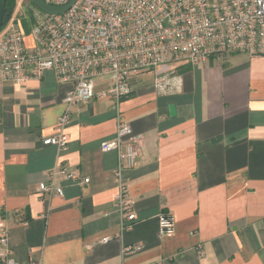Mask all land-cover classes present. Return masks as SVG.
<instances>
[{
    "label": "crops",
    "instance_id": "crops-1",
    "mask_svg": "<svg viewBox=\"0 0 264 264\" xmlns=\"http://www.w3.org/2000/svg\"><path fill=\"white\" fill-rule=\"evenodd\" d=\"M33 46L32 25L17 16ZM179 85L159 93L151 72L133 76L121 115L142 141L124 167L138 221L122 229L115 211L117 134L110 85L71 106L66 149L44 145L58 133L70 82L48 70L19 85L0 80V232L15 259L35 264H264V55L230 53L163 67ZM64 195L39 190L50 173ZM89 177V182H80ZM171 213L175 233L160 234ZM110 238L102 242L103 238ZM139 252L123 254L127 245Z\"/></svg>",
    "mask_w": 264,
    "mask_h": 264
},
{
    "label": "built area",
    "instance_id": "built-area-1",
    "mask_svg": "<svg viewBox=\"0 0 264 264\" xmlns=\"http://www.w3.org/2000/svg\"><path fill=\"white\" fill-rule=\"evenodd\" d=\"M61 6L69 0H43ZM31 34L33 46L25 44L26 32L20 21L11 18L0 32V80L19 85L40 79L50 70L59 82H70L64 101L66 111L57 122L58 133L43 140L44 145L66 149L71 106L87 103L97 94L96 80L107 76L110 85L99 93L110 97L116 111L117 134L102 144L103 151L117 152L120 164L114 197L115 211L121 214L122 229L132 227L138 216L129 192L124 167H133L142 153V141L121 115L119 104L133 92L131 78L155 74L154 86L167 93L175 77L163 67L172 62H206L211 56L245 53L264 55V0H76L63 13L34 7ZM60 173L78 179L75 171L55 169L39 190L64 195L54 182ZM84 177L80 182H89ZM160 234L175 233L173 215H158ZM110 238H103L108 242ZM140 244L127 245L123 254L139 252ZM0 264H35L11 256L5 231L0 232Z\"/></svg>",
    "mask_w": 264,
    "mask_h": 264
},
{
    "label": "rangeland",
    "instance_id": "rangeland-1",
    "mask_svg": "<svg viewBox=\"0 0 264 264\" xmlns=\"http://www.w3.org/2000/svg\"><path fill=\"white\" fill-rule=\"evenodd\" d=\"M36 5L31 0H17L15 11L11 18L17 19V16H20L19 18L25 19V24L27 26L33 25V17H34V7Z\"/></svg>",
    "mask_w": 264,
    "mask_h": 264
},
{
    "label": "water",
    "instance_id": "water-1",
    "mask_svg": "<svg viewBox=\"0 0 264 264\" xmlns=\"http://www.w3.org/2000/svg\"><path fill=\"white\" fill-rule=\"evenodd\" d=\"M36 6H38L40 9L50 12V13H63L67 9H69L73 4L76 2V0H69L66 4L61 6H52L47 3H45L43 0H31ZM4 23V4L3 0H0V27L3 26Z\"/></svg>",
    "mask_w": 264,
    "mask_h": 264
},
{
    "label": "trees",
    "instance_id": "trees-1",
    "mask_svg": "<svg viewBox=\"0 0 264 264\" xmlns=\"http://www.w3.org/2000/svg\"><path fill=\"white\" fill-rule=\"evenodd\" d=\"M17 0H3L4 4V23L3 26L0 27V32L4 29V27L8 24L10 21L16 6Z\"/></svg>",
    "mask_w": 264,
    "mask_h": 264
}]
</instances>
